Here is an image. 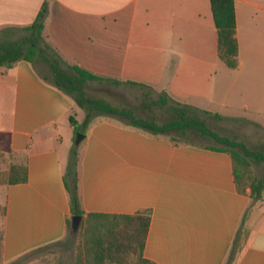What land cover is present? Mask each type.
<instances>
[{"label": "crops", "instance_id": "obj_1", "mask_svg": "<svg viewBox=\"0 0 264 264\" xmlns=\"http://www.w3.org/2000/svg\"><path fill=\"white\" fill-rule=\"evenodd\" d=\"M45 3L44 38L68 64L123 83L112 87L141 89L145 98L152 90V99L166 95L264 131V0H235L236 70L219 59L210 0H0V32L33 24ZM71 116L79 125L86 119L31 63L0 67V161L6 163L0 173L7 175L12 165L28 173L26 183L1 186L3 264L68 233L64 175L76 136ZM81 133V210L149 212L146 260L226 264L240 233L235 264H264V201L255 203L249 188L238 191L229 153L175 143L111 116L95 117Z\"/></svg>", "mask_w": 264, "mask_h": 264}, {"label": "trees", "instance_id": "obj_2", "mask_svg": "<svg viewBox=\"0 0 264 264\" xmlns=\"http://www.w3.org/2000/svg\"><path fill=\"white\" fill-rule=\"evenodd\" d=\"M210 2L218 33L219 59L228 69L236 70L239 66V44L235 0H210ZM47 14L48 6L45 3L33 24L23 28H6L0 32V67L11 69L20 61L29 62L44 81L73 98L86 113V119L82 125L78 124L75 117H70V123L76 134L85 132L95 117L111 116L152 135L168 136L175 143L198 145L186 140L196 135L224 145L225 147H205L231 155L237 189L240 193L246 192L249 187L246 188L243 185V177L239 170L242 167H248L250 160L257 163L264 162V152L250 150L240 141L219 135L211 130L201 117L208 116L212 119L224 120L222 116L178 103L166 95H162L158 100L152 99L150 97L152 90L149 91L143 106L148 108L152 104L166 111L168 115L166 122H159L153 117H138L131 109L117 108L103 99L89 97L86 92L88 83H107L116 86L123 83L101 78L78 66L68 64L44 38ZM16 33L21 35L13 37ZM40 65L45 66L47 75L38 71ZM125 85L146 88L145 85L134 82H128ZM148 100L151 101L150 104L147 103ZM77 166L78 149L74 145L70 151L64 182L70 197L72 217H83L85 242L81 264H155L144 258L151 220L149 212L136 215H85L79 202ZM27 181V169L24 166L12 165L3 183L16 185ZM249 189L254 201H264L263 180H258ZM70 227L71 219L68 221V230ZM239 251L240 233L236 236L226 264H235Z\"/></svg>", "mask_w": 264, "mask_h": 264}, {"label": "rangeland", "instance_id": "obj_3", "mask_svg": "<svg viewBox=\"0 0 264 264\" xmlns=\"http://www.w3.org/2000/svg\"><path fill=\"white\" fill-rule=\"evenodd\" d=\"M19 35H21V33L13 34V37ZM38 71L42 74H48L47 69L43 65L38 66ZM94 84V86H91L86 90L89 97L106 99L107 101L116 104L118 107L131 108L140 117H153L162 123L168 121L167 112L161 110L157 106H152L150 100L147 101V103L150 104L149 107H143L142 104L146 101L145 91L128 87L115 88L107 83ZM151 98H156V96L153 95ZM201 117L206 122L207 126L219 135L240 141L250 150L264 152V131L256 125L249 124L243 120H216L208 116ZM186 140L203 146L225 147L212 140L197 137L196 135H192ZM1 158L2 157H0V159ZM5 168L6 163L0 161V170H4ZM239 171L241 173L240 175L243 177V185L246 188H250V186L252 187L258 180L264 181V162L257 163L254 160H250L249 166L242 167ZM6 178L7 175L1 172L0 190L2 183L6 181ZM3 201L4 194L3 192H0V202L3 203ZM254 202L256 203L257 201ZM0 212L3 215V207H0ZM83 229L84 225L82 221L79 230L73 232L70 227L66 237L62 241L29 252L10 264H81L85 242ZM0 264H3L1 258V239Z\"/></svg>", "mask_w": 264, "mask_h": 264}, {"label": "water", "instance_id": "obj_4", "mask_svg": "<svg viewBox=\"0 0 264 264\" xmlns=\"http://www.w3.org/2000/svg\"><path fill=\"white\" fill-rule=\"evenodd\" d=\"M85 136L83 133L79 132L76 134V138H75V146H79L80 143L84 140ZM83 221V217L82 216H73L71 218V229L73 232H77L80 228V224Z\"/></svg>", "mask_w": 264, "mask_h": 264}]
</instances>
